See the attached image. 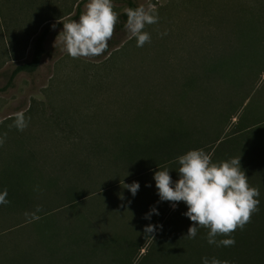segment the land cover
Returning a JSON list of instances; mask_svg holds the SVG:
<instances>
[{
	"label": "rangeland",
	"instance_id": "rangeland-1",
	"mask_svg": "<svg viewBox=\"0 0 264 264\" xmlns=\"http://www.w3.org/2000/svg\"><path fill=\"white\" fill-rule=\"evenodd\" d=\"M134 2L138 7L154 5L158 15L157 23L144 28L150 43L137 47L136 39L117 22L103 54L72 59L61 51L59 42L55 44L62 24L48 35L38 69L32 74L19 73L13 87L0 93V137H5L0 146V181L3 183L7 174L13 179L20 175L17 181H23L21 190L7 191L9 203L0 205V264H15L22 258L38 236V228L45 238L52 233L49 222L31 221L32 213L41 215L40 203L56 202L53 188L45 182L46 169L51 171L52 165L65 158L71 160L73 154L76 158L86 156L90 171L78 183L84 195L124 180L133 173L121 169L120 162L113 163L116 150L112 154L102 151L98 160L90 161L85 150L90 136H99L105 147L118 149L116 144L128 142L139 127L155 132L167 121L179 127L186 113L192 115L187 108L196 105L194 91L201 68L227 69L230 64L225 62L226 56L228 62L238 63L229 53L239 49L242 42L245 45L247 39L257 40L248 35L264 41V0ZM0 7L1 87L14 66L28 60L21 42L32 28L45 20L43 24L62 23L74 16L76 9L73 0H0ZM113 9L119 17L126 6L113 3ZM236 77L241 94L238 92L235 102L239 104L261 86L264 73L256 75L237 67ZM251 84L256 85L252 88ZM213 93L217 98L222 96L221 83L213 84ZM259 106L264 108L262 102ZM21 111L28 120L24 131L10 127L14 114ZM21 162L27 165L21 167ZM4 190L0 187V193ZM32 199L37 204L26 205ZM21 224L25 226L22 230H11Z\"/></svg>",
	"mask_w": 264,
	"mask_h": 264
},
{
	"label": "trees",
	"instance_id": "trees-1",
	"mask_svg": "<svg viewBox=\"0 0 264 264\" xmlns=\"http://www.w3.org/2000/svg\"><path fill=\"white\" fill-rule=\"evenodd\" d=\"M85 1L73 0L76 14L62 23L78 18ZM112 3L123 4L126 8L138 7L134 0H112ZM126 20L125 12L121 13L118 23L123 26ZM43 23L33 27L22 40V53L27 54L28 60L14 66L6 84L0 87V93L13 87L19 73L32 74L38 69L52 26L62 25ZM249 37L257 40L247 39L245 45L242 42L239 49L234 48L229 53L231 60L238 63L228 62L226 56L225 62L230 64L227 69L220 66L201 68L203 72L194 91L196 105L187 108L193 116L186 113L179 127L169 121L164 122L163 127L158 125L155 132L139 127V132H133L128 142L116 144L118 149L114 145L105 147L99 136L92 135L86 140L85 150L91 156L88 157L90 161L98 160L104 152L112 154L116 150L117 155L111 160L120 162L121 169H127L132 175L84 195L78 183L90 171L86 156L76 158L73 154L71 160L65 158L52 165L51 171L46 169L45 182L48 188H53L56 202L40 203V219L31 221L35 224L49 222L52 233L45 238L38 228V236L23 252L22 258H16L15 264H202L205 257L209 262L216 258L229 264H264V108L259 106L261 102L264 105V80L251 95L246 94L239 104L235 102L240 87L237 67L256 75L264 73L263 38L254 34ZM214 83H221L220 98L210 94ZM254 85L251 84L252 88ZM235 90L236 95L231 97ZM115 133L119 139L120 134ZM198 149L210 154L213 163L241 157V169L248 177L249 186L260 191L258 211L253 213L250 223L243 229L238 228L231 237H217L218 240L234 238V246L209 245L205 228H199L194 239L187 238L193 222L184 215L188 210L186 204L179 202L173 207L172 202L161 201L158 195L153 178L155 172L170 171L174 186L179 179L177 158ZM25 165L21 162V167ZM18 177L20 175L13 179L7 174L3 183L0 181V187L9 192L21 190L23 181H17ZM134 182L140 185L135 196L124 187ZM34 202L37 204L29 200L26 205L35 206ZM16 204L19 203L16 201ZM153 208L158 215L152 214L150 219H145ZM149 225L157 226L150 238L144 231ZM23 228L21 224L11 230Z\"/></svg>",
	"mask_w": 264,
	"mask_h": 264
},
{
	"label": "clouds",
	"instance_id": "clouds-1",
	"mask_svg": "<svg viewBox=\"0 0 264 264\" xmlns=\"http://www.w3.org/2000/svg\"><path fill=\"white\" fill-rule=\"evenodd\" d=\"M127 20L125 29L131 38H135L137 47L150 43V34L144 31L146 25L158 22V15L154 13V5L148 7L124 9ZM118 14L113 9L112 0H87L84 11L80 14L78 22L71 20L62 23L63 31L56 38L55 44L60 43L61 51L72 59L90 58L103 54L108 48V42L115 33ZM55 28V25L52 26ZM28 126L25 114H14L13 124L19 131ZM6 136V134H5ZM5 137H0V146H3ZM179 179L173 186L172 177L167 169L158 170L154 174L155 186L161 201L173 203L183 202L187 206L184 213L192 222L188 229L187 238L194 239L199 228L208 229L207 243L217 247H231L235 245L234 238L217 239V237H231L238 228L243 229L250 223L253 213L258 211L260 191L250 187L248 177L241 169L240 159L213 163L210 154L203 149L190 150L178 158ZM133 196L138 192L140 185L134 182L124 185ZM8 193L5 189L0 193V205H6ZM40 211L39 208L36 210ZM157 214L155 208L145 216L150 219ZM28 216V213H25ZM35 213L31 220H39ZM31 222V221H29ZM157 226L149 225L144 231L146 237L155 231ZM162 227V226H160ZM202 264H229L212 258L202 259Z\"/></svg>",
	"mask_w": 264,
	"mask_h": 264
}]
</instances>
